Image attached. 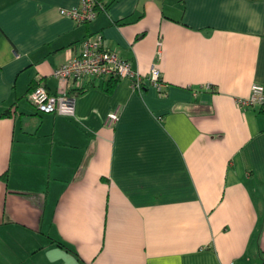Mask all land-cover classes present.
Here are the masks:
<instances>
[{"label":"crops","instance_id":"obj_1","mask_svg":"<svg viewBox=\"0 0 264 264\" xmlns=\"http://www.w3.org/2000/svg\"><path fill=\"white\" fill-rule=\"evenodd\" d=\"M113 1L78 24L81 0H0V264H264V112L238 102L264 87V0ZM98 34L144 88L39 112Z\"/></svg>","mask_w":264,"mask_h":264},{"label":"built area","instance_id":"obj_2","mask_svg":"<svg viewBox=\"0 0 264 264\" xmlns=\"http://www.w3.org/2000/svg\"><path fill=\"white\" fill-rule=\"evenodd\" d=\"M105 10L106 6L102 0H81L79 6L62 9L61 14L78 24H86L96 21L100 13ZM53 75L58 81L57 92L52 93L39 85L29 93L28 99L41 113L66 117L75 116L76 93L74 92L85 88L87 81L129 80L135 90H142L146 81L133 64L123 58L118 51L105 48L103 37L99 34L84 40L80 53L58 67ZM150 80L162 90L163 83L160 81V72L156 66L152 68ZM238 102L241 107H260L264 112V87L253 85L251 97L240 99ZM119 119L120 112L117 110L109 114L105 123L108 127H113Z\"/></svg>","mask_w":264,"mask_h":264},{"label":"trees","instance_id":"obj_3","mask_svg":"<svg viewBox=\"0 0 264 264\" xmlns=\"http://www.w3.org/2000/svg\"><path fill=\"white\" fill-rule=\"evenodd\" d=\"M103 1V3L105 2L106 3V6L108 7V6H110V3H113L114 1L113 0H102ZM104 3V4H105ZM116 82H118V81H120V80H115ZM35 88V87H34ZM33 88V89H34ZM86 88H82V89H80V90H78L77 91V93H82V92H84V90H85ZM0 179H6V175H3V176H0Z\"/></svg>","mask_w":264,"mask_h":264}]
</instances>
